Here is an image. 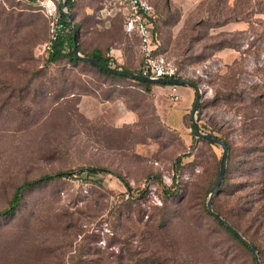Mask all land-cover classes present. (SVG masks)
Returning a JSON list of instances; mask_svg holds the SVG:
<instances>
[{"label": "rangeland", "instance_id": "obj_1", "mask_svg": "<svg viewBox=\"0 0 264 264\" xmlns=\"http://www.w3.org/2000/svg\"><path fill=\"white\" fill-rule=\"evenodd\" d=\"M237 1L153 6L164 13L157 21L162 52L202 90V131L231 144L216 209L264 251V152L260 124L251 131L248 120L260 114L253 101L264 95V14L260 0ZM51 2L60 12L61 0H0V211L24 182L73 174L27 190L16 214L0 217V264H252L206 213L222 149L194 139L190 114L181 128L168 125L171 102L159 101L169 98L158 85L108 79L66 61L47 64ZM113 8L106 0L76 6L84 51L123 39L117 18L106 34L94 32L104 31L99 18L111 19ZM128 43L135 61L137 43ZM218 90L232 95L218 97ZM87 167L110 173L77 175ZM156 178L167 187L174 179L176 196L165 199Z\"/></svg>", "mask_w": 264, "mask_h": 264}, {"label": "trees", "instance_id": "obj_2", "mask_svg": "<svg viewBox=\"0 0 264 264\" xmlns=\"http://www.w3.org/2000/svg\"><path fill=\"white\" fill-rule=\"evenodd\" d=\"M80 1H82V0H68V12L71 15V19L73 21L74 27L78 30V35H77L76 39H74L73 32H72V30H71V28H70V26L68 24L67 18L64 16L63 13H61V7H62V4H63V2L61 0V3L59 4V9H60V13H61L62 22L66 26V32H64L62 35H60V37L55 42L53 49L46 53V55L48 56L47 60H46V63L47 64H58V63H60L62 61H66L67 63H69L70 65L75 66V67H79L80 65H82V66H87V67L93 68L100 75H102V76H104L105 78H108V79L124 80V81L128 80V81H132V82L138 83L139 85H141V86H143L145 88H148V89L152 85H154V84H151V83L139 82V81L127 78V77H120V76H117V75L106 73V72L100 70L98 67L90 65V64H88V63H86L84 61L77 60L74 57L73 46H74V43L76 42L78 44L79 50L81 51V53L84 56L94 58V59H96L97 61H99L100 63H102L105 66H109V67H112V68H115V69L125 70V71H129V72L140 74V70H138V71L130 70L127 66L118 64L116 59H114L113 57L107 56L102 51H100V49H93L91 52L84 51L82 49L81 44H80L81 24L77 20V16L75 14L76 6L79 4ZM148 1L151 4V6L153 7V9H154V14L156 16V18L154 20V27H155L154 31L156 33L157 41L160 44L159 48H160V50H162L163 43H162V40H161V36L159 34V26H158V23H157L158 14H161V13L158 12V14H157V10L156 9H157L158 6L157 5H155V7L153 6V3H154L153 0H148ZM162 1H163L164 5H165L164 7L166 9H169V7H171V0H162ZM238 2H239V0L235 4H238ZM240 2L249 3V2H252V0H240ZM260 5H262V11H260V12H261V14H264V0H260ZM163 14H161V15L163 16ZM225 18H226L225 23H229V22L232 21V19L229 18V15H227ZM238 20H243V17L240 15ZM121 29H122V26H121ZM221 48H225V46L221 45ZM194 83H196V82H194ZM231 95H232L231 91L223 93L222 91L218 90L217 93H216V96H218V97H220V96L230 97ZM253 102H254V104L256 106L255 107L256 110L259 111L260 114L259 113L256 114L253 111V112H251V116L248 118V120L251 122V126L252 125L254 126L251 129V131L258 130L257 127L260 124V150L259 149L258 150L264 152V95L260 96V100L256 99ZM189 118L191 119V115H189ZM198 125H199V121H198ZM199 127L202 130V127L200 125H199ZM191 129H192V134H193L192 123H191ZM208 134H211V135H214V136L220 138L221 140L225 141L228 144V146H229V160L227 162L226 175H225L224 181L221 184L220 189L218 190V193L216 194V195H219V193L221 192L223 187L226 185V183L228 181V178H229V165H230L232 148H231V144L227 140V138L222 137V136H217L215 134V132H213V131L208 132ZM204 142L209 144V145H213V144H211V143H209L207 141H204ZM213 146H216V145H213ZM258 150H257V152H258ZM251 159L252 158L246 157V159L244 160L243 163L244 164H248V163H250ZM177 164L178 165L181 164V159L177 160ZM220 165H221V163H220ZM219 171H220V168H219ZM103 172L110 173V171L106 170L103 167H87V168H80L78 170L77 175L87 179V178L97 177L99 174H101ZM72 174L73 173H70V172H67V171H58V172H55V173H52V174L43 175V176H41V177H39L37 179H34L32 181L24 182L23 184H21L19 187L16 188L15 192L13 193L12 198L9 201L8 207H6L5 209L0 211V217L8 218V217H11V216L15 215L17 210H18V208L21 206V204H22V202L24 200V197H25L24 195H25V192L27 190L32 189V188H36V187H41V186H44V185L49 184V183L61 181L63 179L71 178ZM112 174H114V173H112ZM114 175L116 177H118V178H121L122 182L124 183V185L126 186L128 191L132 192V187L128 183H126L124 181V179H122L121 176H119L117 174H114ZM218 175H219V172L217 173L215 181L213 182V186H214V184H215V182H216V180L218 178ZM156 180H157L159 186L162 189V193H163V196H164L165 199H169L170 197L173 198L174 196H176V194L178 193V188H177V184H176L174 179H173L174 184L172 186H170V187L165 186L162 183L161 179L156 178ZM213 186H212V188H213ZM175 187H176V189H175ZM262 193H264V188H263ZM213 209L223 219H225L228 222H230L235 229H237L248 241H250L256 247V249L258 251L259 258H260V261H261L262 264H264V251L261 248H259V246L257 244H255L253 241H251L246 236L245 232H243L241 230V228H239L238 226L233 224L226 216H224V214L221 211L216 209L214 200H213ZM206 213L219 227H221V229H223L227 234H229L230 237L236 243H238L244 249H246V251L249 253V255L251 257L252 264H256L255 257L253 255V253L251 252L250 248L240 238H238L233 233L232 230L227 228L223 223H221L219 220H217L215 217H213L208 212L207 206H206ZM260 220H261V224H263L264 223L263 219L260 218Z\"/></svg>", "mask_w": 264, "mask_h": 264}, {"label": "built area", "instance_id": "obj_3", "mask_svg": "<svg viewBox=\"0 0 264 264\" xmlns=\"http://www.w3.org/2000/svg\"><path fill=\"white\" fill-rule=\"evenodd\" d=\"M113 7L126 11L125 32L129 37L139 39L141 50L140 75L155 79L185 78L182 69L160 50L156 38L154 9L148 0H106ZM45 13L52 19L50 37L45 44V53L51 51L57 39L66 32L61 13L51 2L45 6ZM173 101H179V86H171Z\"/></svg>", "mask_w": 264, "mask_h": 264}, {"label": "water", "instance_id": "obj_4", "mask_svg": "<svg viewBox=\"0 0 264 264\" xmlns=\"http://www.w3.org/2000/svg\"><path fill=\"white\" fill-rule=\"evenodd\" d=\"M62 2H63L62 13L67 18L68 24H69V26L73 32L74 39H76V37L78 35V30L74 27L73 21L71 19V15L68 12V0H62ZM73 54L77 60H81V61H84V62L90 64V65L98 67L100 70H102L106 73H109V74L117 75L120 77H127L130 79L139 81V82L151 83L154 85L188 86V87H191L195 90L196 98H195V102H194V105L192 107L191 114H190L191 115V123H192V127H193L194 139L196 141H198V140L207 141L213 145L219 146L222 149V159H221L219 175H218V178H217V180H216V182H215V184L211 190V193L209 195L208 202H207L208 212L213 217H215L217 220H219L221 223H223L227 228L232 230L233 233L238 238H240L250 248L251 252L253 253V255L255 257L256 264H262L260 261L256 247L250 241H248L237 229H235L230 222L223 219L213 209L214 197L218 193V190L220 189L221 184L224 181V178L226 175L227 162L229 159V146L225 141L221 140L220 138H218L214 135L208 134V133H204L198 125L197 116H198L199 109H200L201 103H202V90H201L200 86L198 84L194 83L193 81L188 80L186 78L155 79V78L142 76L138 73H133V72H129V71H125V70H119V69H115V68H112L109 66H105L94 58L84 56L81 53V51L79 50L78 44L76 42L74 43V46H73Z\"/></svg>", "mask_w": 264, "mask_h": 264}, {"label": "crops", "instance_id": "obj_5", "mask_svg": "<svg viewBox=\"0 0 264 264\" xmlns=\"http://www.w3.org/2000/svg\"><path fill=\"white\" fill-rule=\"evenodd\" d=\"M82 1H86V0H82ZM87 1H91V0H87ZM191 5H192L191 6L192 9H190L189 12L193 11L197 4L196 2L195 3L192 2ZM107 11L108 10L106 8L102 9L103 14L106 13ZM112 11L114 12L113 13L114 15L111 16V19L107 20L108 17H103L104 19L103 18L101 19V17L99 18L100 21L103 20L104 22V26H103L104 31L102 32L100 30H97V27H96V29H94V32L97 34V37L100 36L99 34H102V33L106 34V30L108 29L107 24L110 23L112 19L116 20L117 18V20H119L120 22V25L122 26L123 39L120 42H115L114 45L107 44L106 42L99 43L94 49H100V51H102L107 56L113 57L114 59H116L118 64L125 65L127 67L132 66L134 68L139 67L140 69L141 50L139 46V39L136 36L128 37V35L125 32L124 25H125V19H126V11L115 8V7L113 8ZM77 20L80 22L78 17H77ZM81 33H82V27H81ZM128 41L130 42L136 41L137 43V57L135 61H131L129 57L130 51H129ZM158 86L162 88L165 95H167V97L169 98V99H164L162 97V98H159V101L162 100L167 107H168L167 102L172 103V105L170 103L169 108L167 109L168 111H164L166 123L172 127H175L178 129L181 128L182 126H184L185 117L188 114H191V110H192V107L194 105L195 98H196L195 90L188 86H179L180 99L179 101H173L171 97V86L172 85H158Z\"/></svg>", "mask_w": 264, "mask_h": 264}]
</instances>
